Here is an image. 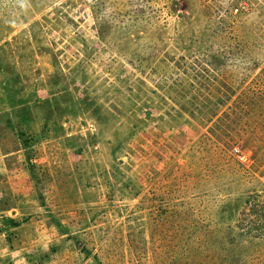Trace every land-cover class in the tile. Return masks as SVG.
<instances>
[{
  "label": "rangeland",
  "instance_id": "rangeland-1",
  "mask_svg": "<svg viewBox=\"0 0 264 264\" xmlns=\"http://www.w3.org/2000/svg\"><path fill=\"white\" fill-rule=\"evenodd\" d=\"M0 264H264V0H0Z\"/></svg>",
  "mask_w": 264,
  "mask_h": 264
}]
</instances>
